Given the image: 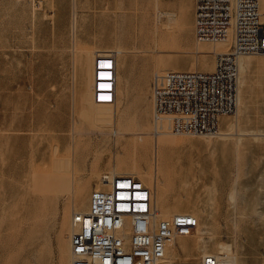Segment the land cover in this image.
I'll list each match as a JSON object with an SVG mask.
<instances>
[{"label": "rangeland", "instance_id": "1", "mask_svg": "<svg viewBox=\"0 0 264 264\" xmlns=\"http://www.w3.org/2000/svg\"><path fill=\"white\" fill-rule=\"evenodd\" d=\"M157 18L145 0H0V264H69V218L99 186L105 147L118 167L104 172L134 168L162 214L189 211L199 220L195 236L176 239L173 255L223 249L237 264H264V131H242L247 123L238 127L233 112L219 119L218 135L155 140L152 74L191 69L200 53L221 46L199 49L193 23L191 43L176 28L167 42ZM110 49L119 62L129 57L148 69L142 98L119 114L115 102L92 94L93 59ZM81 152L89 154L85 168Z\"/></svg>", "mask_w": 264, "mask_h": 264}, {"label": "built area", "instance_id": "2", "mask_svg": "<svg viewBox=\"0 0 264 264\" xmlns=\"http://www.w3.org/2000/svg\"><path fill=\"white\" fill-rule=\"evenodd\" d=\"M197 43L225 41L230 48L214 53L211 70L167 68L151 78L154 132L167 121L174 134L217 135L219 118L235 111L239 58L264 52L259 0H196ZM117 50L96 52L92 64L95 102H113ZM199 220L189 211L161 216L152 189L132 173L102 172L85 209L69 218V264H161L178 238L190 240ZM143 249V256H136ZM171 264H234L226 250L200 251Z\"/></svg>", "mask_w": 264, "mask_h": 264}, {"label": "crops", "instance_id": "3", "mask_svg": "<svg viewBox=\"0 0 264 264\" xmlns=\"http://www.w3.org/2000/svg\"><path fill=\"white\" fill-rule=\"evenodd\" d=\"M148 4L153 5L157 9V23L161 24V30L163 36H165L166 41L170 40V34L173 35V30L176 28L177 34L182 35L181 38L184 43H191V24L195 22V3L196 0H145ZM260 4V2H259ZM264 16V15H261ZM161 17L163 19H161ZM172 17L174 21L170 25L164 26L163 23H168V19ZM262 22V30L264 25V19ZM172 27V28H171ZM195 29V26H194ZM195 40V38H194ZM181 41V42H182ZM233 41V33L232 39L228 44V48L232 45ZM204 43V44H203ZM202 44L198 47L201 50L210 49L213 43L210 42H202ZM223 48L226 45L219 44ZM220 48V47H219ZM227 48V49H228ZM191 56L186 55L181 60L186 59ZM200 56H206L207 63L206 68H202L199 66ZM247 57V63L243 67V72L240 74V70L238 73V100L235 109V120L237 126H244V123H247L246 128H242V131L246 130H256V131H264V52L257 53L252 55L243 56ZM214 53L210 51V53H200L196 59L195 67L203 70H211L214 67ZM125 62V66H121V62ZM120 62L118 61L116 55V79H115V97L114 101L115 106L117 107V112L122 113L126 112L127 109L136 102L137 99L142 98L143 92L147 89L148 86V69L146 66L137 67L135 62H133L129 57H125ZM243 61V60H242ZM124 67V68H123ZM176 68V67H170ZM179 69H190V68H179ZM153 75V74H152ZM151 78L149 80V94L151 99V114H152V98H151ZM76 76L72 79V101L74 102V95L76 92ZM141 101V100H140ZM139 101V102H140ZM79 104V103H78ZM74 105V103H73ZM80 105V104H79ZM81 106V105H80ZM119 107V109H118ZM241 128V127H240ZM103 152V163L100 161L97 164L96 170L100 167L104 172L108 168L116 166L118 167V162L108 163L107 159L111 157L112 159L116 158V154L106 156L108 150L105 147ZM91 154V161L89 163V170L91 168V162L94 160L93 153ZM89 155V154H88ZM87 155V156H88ZM86 157L83 156V153H80V161L79 165L81 168H85L87 165ZM115 160V159H114ZM101 163V164H100ZM100 165V166H99ZM114 173V172H112ZM88 205V204H87Z\"/></svg>", "mask_w": 264, "mask_h": 264}, {"label": "bare ground", "instance_id": "4", "mask_svg": "<svg viewBox=\"0 0 264 264\" xmlns=\"http://www.w3.org/2000/svg\"><path fill=\"white\" fill-rule=\"evenodd\" d=\"M259 11H260V19H261V15H264V2H263V5H262V8H260V5H259ZM230 37H231V30H230V32H229V34H228V37H227V39L225 40V41H220V42H215V43H213L212 45H217V44H223V45H226V48H227V46H228V44H229V39H230ZM220 48H216V47H214L212 50H211V52L212 53H215V52H219V50L220 49H222L223 51L225 50V47L224 48H221V46H219ZM243 58H245V57H240L239 58V70L241 69V67H242V65L244 66V63L242 62V60H243ZM192 68V67H191ZM98 103H102V102H98ZM107 103H112V102H107ZM222 117H224L223 115L222 116H220V118L219 119H221ZM153 125V124H152ZM69 127H71V126H69ZM73 127H74V125H73ZM153 128H152V134H154V137H155V140L157 141V139L159 138V137H162V136H164V137H169V136H173V135H171V131H169V129H168V125H167V121H164L162 124H161V126H160V128L157 130L158 132H154V126H152ZM231 127V126H230ZM228 128V127H227ZM232 128H234V127H232ZM70 129H72V128H70ZM74 129V128H73ZM72 129V130H73ZM219 129H220V125H219ZM219 131V130H218ZM74 132H75V129H74ZM74 132H73V134H74ZM219 133V132H218ZM218 133H217V135H218ZM174 134V133H173ZM199 136H201V135H199ZM225 136V135H224ZM227 136V135H226ZM87 139V144L85 145V148H87V145L89 144V140H88V138H86ZM134 168H132L131 170V172H129V173H132V174H135V175H137V176H139L142 180H143V178H142V175H140V174H138L137 172H135L134 170H133ZM94 172H96V171H94ZM112 172H116L114 169H112V171H111V173ZM91 173H92V171H91ZM118 173H122V172H118ZM124 173H128V172H124ZM96 174V173H95ZM96 176V175H95ZM97 178V177H96ZM100 178H101V176H100ZM144 181V180H143ZM145 182V181H144ZM100 183V182H99ZM146 183V182H145ZM74 190H75V188H74ZM74 193V192H73ZM232 199H233V197H232ZM70 200H72V204H73V206H75L76 205V203L78 202L79 203V200L77 201L76 200V198H75V195L73 194L72 195V199H70ZM71 204V203H70ZM232 204V203H231ZM230 204V205H231ZM156 205V204H155ZM238 205V204H237ZM235 206H236V204H235ZM156 208L158 209V207H157V205H156ZM237 209V208H236ZM238 209H239V206H238ZM238 209H237V211H238ZM159 210V209H158ZM74 211H76V210H74ZM73 211V212H74ZM242 211V210H241ZM72 212V213H73ZM71 213V214H72ZM159 213H160V215L161 216H166V215H168V214H162L161 212H160V210H159ZM238 213V212H237ZM236 213V214H237ZM232 214H235V213H232ZM71 216V215H70ZM235 216V215H234ZM243 216V215H242ZM261 217H263V215H260ZM245 217V216H244ZM197 218V217H196ZM264 218V217H263ZM242 219V218H241ZM198 227H199V224H198ZM70 229V228H69ZM197 230H198V228H197ZM203 233H206V232H203ZM197 234V233H196ZM202 234V233H201ZM198 236V235H197ZM204 238L205 237H203V235H199V237H198V241H201V242H204ZM209 238V237H208ZM207 238V239H208ZM206 244V243H205ZM173 245H175V242L173 243ZM218 246V245H217ZM201 247V246H200ZM204 248L206 247V245L205 246H203ZM173 247H171L170 249H172ZM221 248V247H220ZM201 249V248H200ZM203 249V248H202ZM168 254H167V258H166V261L164 262V263H161V264H171V262L172 261H188V260H191L190 258L191 257H189V258H182V257H180V256H175V255H173V253H172V251L171 250H169L168 252H167ZM136 256H143V249H136ZM194 259V258H193ZM231 259H232V261L234 262V264H237V258H236V256H234V255H232L231 256ZM242 261V260H241ZM69 262H70V255H69ZM240 264V263H239Z\"/></svg>", "mask_w": 264, "mask_h": 264}]
</instances>
